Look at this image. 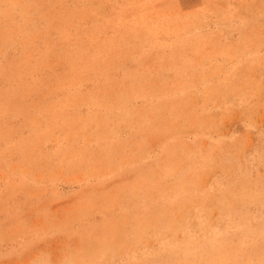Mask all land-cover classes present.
Wrapping results in <instances>:
<instances>
[{
    "label": "rangeland",
    "instance_id": "rangeland-1",
    "mask_svg": "<svg viewBox=\"0 0 264 264\" xmlns=\"http://www.w3.org/2000/svg\"><path fill=\"white\" fill-rule=\"evenodd\" d=\"M0 264H264V0H0Z\"/></svg>",
    "mask_w": 264,
    "mask_h": 264
}]
</instances>
